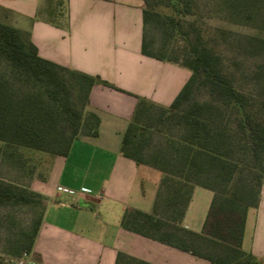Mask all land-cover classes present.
Segmentation results:
<instances>
[{"label": "trees", "instance_id": "16d2710c", "mask_svg": "<svg viewBox=\"0 0 264 264\" xmlns=\"http://www.w3.org/2000/svg\"><path fill=\"white\" fill-rule=\"evenodd\" d=\"M165 3L172 13L163 14L156 9ZM221 3L232 17L264 31V0H221ZM191 9L190 0H144L142 53L178 64L174 57L149 50L145 29L147 24L154 23L170 36L174 33L186 41L187 49L179 65L191 74L168 106L143 98L136 103L122 152L137 163L156 167L162 177L152 213L125 212L122 225L212 264H262L244 252L240 242L246 209L257 204L264 179V120L250 111L247 94L235 86L221 55L207 44L194 24L188 30L183 29L182 17L191 13ZM240 39L251 54L264 50V37L247 35ZM257 78L264 93V74ZM97 82L106 83L98 76L42 58L26 32L0 22L3 143L65 156L81 132L82 107L88 104L89 90ZM197 88L204 89L209 98L194 100ZM74 95L81 99L80 107ZM261 104L264 105V99ZM169 120L179 127L176 139L171 141L170 154L164 151L147 159L145 133L155 124ZM98 122L96 114L88 113L86 124L91 135H96ZM194 184L213 191L204 231L197 233L180 225L176 229L165 228L164 217L157 213L159 200L164 201L166 211L171 210L172 218L180 224ZM162 185L165 191L160 189ZM30 196L39 197L31 189L0 180V205L27 203ZM41 217L14 257L31 252ZM198 240L204 243L201 245ZM208 244L212 249L205 253ZM218 247L222 249L218 251ZM128 261L151 264L118 253L116 264Z\"/></svg>", "mask_w": 264, "mask_h": 264}, {"label": "crops", "instance_id": "0c3cea01", "mask_svg": "<svg viewBox=\"0 0 264 264\" xmlns=\"http://www.w3.org/2000/svg\"><path fill=\"white\" fill-rule=\"evenodd\" d=\"M143 8L144 0H0V22L26 32L39 56L106 81L88 94L96 135L81 131L48 177L29 180L43 204L30 252L37 264H116L118 253L151 264H212L122 225L125 212L152 213L162 177L122 152L136 103L168 106L191 74L142 53ZM198 187L179 225L202 233L209 208L198 231L187 223L189 207L196 193L211 204L213 191ZM240 248L264 264V179L257 204L246 209Z\"/></svg>", "mask_w": 264, "mask_h": 264}, {"label": "rangeland", "instance_id": "374dc122", "mask_svg": "<svg viewBox=\"0 0 264 264\" xmlns=\"http://www.w3.org/2000/svg\"><path fill=\"white\" fill-rule=\"evenodd\" d=\"M190 1L192 9L191 13L182 17L183 29L188 30L189 25L194 24L207 44L221 55L225 70L234 77L235 86L247 94L250 111L264 120V105L261 104L264 93H261L258 84L260 79L257 78V75L264 74V50L251 54L250 51L243 48L245 42L240 39L247 35L264 37V31L258 29L257 26L232 17L222 6L221 0ZM156 9L163 14L172 13V8L167 3L163 6H156ZM256 24L259 26V21ZM145 41L151 52L162 54L164 57H174L177 59L178 65L187 49V43L183 37L174 33L170 36L167 31L164 32L154 23L146 25ZM74 98L80 107L81 99L75 95ZM192 98L203 101L207 100L209 96L204 89L198 90L197 88ZM82 108L81 131L87 128L86 121L88 119L87 105L85 104ZM143 125H145L144 121ZM178 133L179 127L173 120L160 122L148 129L145 133L147 159H150L154 154L162 155L164 151H167L166 155H169L171 141L176 139ZM55 156L37 149L10 146L0 141V180L30 189V179L34 181L48 177ZM160 189L165 191V185H162ZM198 189V191H207L202 187H198ZM210 200L211 197L206 200L198 196V193L194 195L187 218V223L192 228L201 230ZM164 205V201L159 200L157 213L164 217L167 224L164 226L165 228L176 229L179 224L172 218L171 210L166 211ZM42 206V201L37 196H30V201L27 203L0 205V264H13L15 252L26 240V235L30 233L34 223L42 215ZM198 242L201 245L204 243L202 240H198ZM207 246L209 247L205 253H209L212 249V245L208 244ZM220 249L222 247L217 248L218 251ZM126 264L145 263L128 261Z\"/></svg>", "mask_w": 264, "mask_h": 264}, {"label": "built area", "instance_id": "2783aa9c", "mask_svg": "<svg viewBox=\"0 0 264 264\" xmlns=\"http://www.w3.org/2000/svg\"><path fill=\"white\" fill-rule=\"evenodd\" d=\"M13 264H37L30 252L24 251L20 255L13 257Z\"/></svg>", "mask_w": 264, "mask_h": 264}]
</instances>
